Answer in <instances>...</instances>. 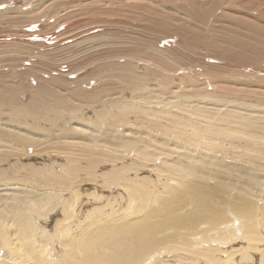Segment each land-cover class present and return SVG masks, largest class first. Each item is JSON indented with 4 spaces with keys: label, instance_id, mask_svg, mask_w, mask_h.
I'll return each mask as SVG.
<instances>
[{
    "label": "bare ground",
    "instance_id": "1",
    "mask_svg": "<svg viewBox=\"0 0 264 264\" xmlns=\"http://www.w3.org/2000/svg\"><path fill=\"white\" fill-rule=\"evenodd\" d=\"M102 1L75 0L90 8ZM141 1L133 0L131 8L148 26L145 29L168 33L171 16L158 12L159 19L145 17ZM207 1L182 3L196 22L222 25L210 34H223L208 37L202 26H179L180 42L172 33L167 36L177 41V47L170 48L174 64L153 56L146 48V38L126 36L143 45L121 52L139 59L136 63L158 69L139 72L136 63L129 62L132 67L126 69L123 92H130L139 105L124 96L110 98L115 93L111 81L122 73L116 69L107 79L92 72L98 76L93 80L97 82L94 90L84 88L87 83L80 78L77 88L66 79L54 78L49 88L41 90L42 99L32 98L25 110L18 96H11L14 107L5 123L8 127L0 129V164L5 155L14 154L17 161L23 146L35 145L38 134L48 135L53 129L59 132L55 146L67 159L57 168H26L17 163L13 169L0 168V187L14 193L0 197V264H248L245 261L254 252L256 262L264 264V180H260L264 175L258 176L264 165V156L259 154L264 152V117L244 115L257 112L246 104L248 100L264 97V70H260L264 67V0H214L211 5ZM1 3L8 7L0 4V14H16L10 21L14 24L35 22L39 15L34 10L19 13L17 7L10 9L18 0ZM245 3L248 9L241 7ZM30 26L28 31L36 33L37 25ZM58 27L65 30L59 36L68 33L67 26ZM201 50L208 53L193 59L191 53ZM105 53L109 63H115L112 56L119 51ZM196 58L211 69L210 77L194 72L187 76L185 63ZM181 64L184 69H177ZM252 67L258 70L256 75L250 74ZM151 78L153 88L148 83ZM157 86L162 89L156 93ZM62 88L80 102L103 103L97 116L100 122L105 120L106 129L95 120L84 124L77 119L84 110L57 94ZM122 88L120 84L115 89ZM3 90L0 104L7 103L9 89ZM65 115L76 123L67 131L60 123ZM38 118L51 129H43ZM20 122L30 129L22 131ZM80 132L83 139L66 140L67 135ZM233 171L252 175L238 174L240 180H233ZM212 180L215 187L210 189ZM228 180L256 191H243ZM231 187L238 199L233 208L223 210L224 203L214 198ZM187 205L189 212H179ZM229 213L239 223V232L229 227L227 219L221 223ZM235 243L240 247L229 251Z\"/></svg>",
    "mask_w": 264,
    "mask_h": 264
},
{
    "label": "rangeland",
    "instance_id": "2",
    "mask_svg": "<svg viewBox=\"0 0 264 264\" xmlns=\"http://www.w3.org/2000/svg\"><path fill=\"white\" fill-rule=\"evenodd\" d=\"M1 1L2 0H0V4L3 6V3H1ZM11 1L12 0H8L9 3H11ZM23 1L24 0H18V2L21 3L20 5H18L19 3L17 5L11 4L10 9H14L17 7V9H19V13L21 11L27 12L32 10L38 12L40 16L38 15L36 19L33 20L35 22L18 25L10 22L15 18L16 14L10 13L8 11H6V13L0 14V39H3L0 40V84L4 85L0 88V95L4 93L3 88L9 89V91L6 92L5 97L7 103L0 104V115H2L0 116V129L8 127L5 123L6 121H8V114H10L11 106L14 107L13 103H10L11 96H18V104L25 110L26 108H28L30 102L32 101V98L42 99V97L40 96L41 90L49 88L48 86H50V82L54 78H63L72 82L73 88H77L78 80L80 78V81H84L87 83L83 85L84 88H86L87 90H94L97 86V82L93 80H95V78H98V76L94 77V74L101 73L102 75H105L107 79L108 76L114 73L115 69L116 72L121 70L122 73L116 75L114 79L115 81H111V87L113 88V91H115V93L117 92L115 88H117L118 85L121 84L123 88L116 94L114 93L110 98L124 96L125 98H128V101H133L134 104L139 105L138 103H136V100L134 98L130 97V92H123V90H125L126 88V74H128L126 72V69L128 67H132L129 62L133 64V62L136 63L135 61H139V59L124 55L121 51L129 47H139L140 45H143V43H136L134 39L127 38V35H129L130 37L132 36V38H146L148 45L145 42L144 46L146 44L147 50L153 56H161L165 58L167 62L174 64L175 61L172 59L173 53H171L170 48L172 47L173 49L177 47V41L173 38L168 39L167 36H170V34L172 33V37H176L180 42V39H182L180 35L181 32L180 30H176V28H178L179 26H202L204 32L208 37L213 29L220 30L222 28V25L219 23H216L214 25H204L196 22L191 17V14L189 13L190 11H187L189 9L188 6L182 3L183 0H143V2H139L142 3V5L146 9V11H143L145 17L153 19L157 17L159 19V17L156 15V13L158 12L159 15L162 16H166V14L171 16L169 20L171 25L169 26L168 33H164L160 30L149 31L145 29V27L148 26L145 25V23H141L139 21L140 19L136 18L135 12L132 11L133 8H131V5L132 3H134L133 0H103L102 2H100V6L94 8L76 3L75 0H35V2L32 3L29 2L30 0H26V3H24ZM213 1L214 0H208L207 2H209V5H211ZM6 6L8 7V5H5L3 7L6 9ZM241 7L248 9L250 6L245 3ZM95 8L98 9V11L94 10V13L92 9ZM63 10L65 13H63ZM135 11L140 10L135 9ZM140 12L142 14V11ZM112 22H114L113 25ZM123 23L127 24L124 25ZM30 25H37L39 31L37 30L36 33L28 31L26 27H31ZM59 25H65V27L67 26L68 33L63 36H59L65 31L63 28H59ZM21 27H24L23 30L21 29ZM130 27H132L133 29H131ZM174 31L176 32L175 35ZM217 34H223V32L214 31L210 35L215 36ZM37 36L41 38L48 37L47 39L49 40H44L43 42H39V40H33V38H37ZM30 37H32V40ZM34 41H36L37 43H34ZM29 42H32L37 46H34ZM109 49L119 51V53L112 56L116 58L115 60L112 58L115 63H109V58L105 55V52ZM205 53L208 52L204 50L196 51L192 52L191 56L193 59H195L196 56ZM198 62L199 60L198 58H196L195 62L185 63V66H187L185 70L187 76L194 72L200 74L201 76L210 77L211 69L200 65ZM134 65L137 66L139 72L148 73L149 71H152V69L158 70L152 64L144 66L137 62ZM13 68L16 69L13 70ZM79 68L83 69L79 70ZM177 69H184V67L181 64L177 66ZM30 70H34V72H31ZM251 70L253 72H251L250 74L258 73V70L253 67ZM260 70H264V67L260 68ZM10 72L13 73L11 74ZM92 72L95 73L91 74ZM88 73L90 74L88 75ZM142 77L144 78L143 75ZM74 78L75 80H72ZM148 83H150V88L154 87L151 85L152 78L148 80ZM159 88L161 87H155L154 91L157 93ZM261 89L264 92V88ZM67 92L68 91L66 88H62V93H56L64 99H67L69 104L76 107H81V109L84 110L83 115L81 114L82 117L79 116L77 119H82L81 121H83L84 124L87 123V121L91 120V122H93L95 120L94 123H96L97 126L100 125L103 126L104 129H106V126H104L106 125V122H104L105 120H102V122H100V118L97 116L99 108L103 107V103L80 102L71 96L69 97ZM259 96L260 95H258V97ZM1 101L3 100H0V102ZM246 104L249 105V107H252L253 110L257 112L252 114L244 113V115H252L256 118L264 117V97L261 99L253 97V99L248 100ZM152 105L154 109H157V104L153 103ZM63 113L66 114L65 111H63ZM64 118L65 119L60 122L61 127L64 131L70 130V128L74 126V124H76L75 118H71L68 115H65ZM36 120L38 122H41V126H43V129H51V126L47 121L41 118H38ZM142 121H144V119ZM148 123L150 122L148 121ZM148 123L147 126L149 125ZM20 126L22 131H27L30 129V127L26 126L22 122H20ZM58 133V131H54L53 129L50 130L48 135H46L45 133L38 134V140L36 142H33L35 145L29 146L28 148L27 146H23L21 148V150H23L22 155L18 154L17 161H15L16 157L14 156V154L11 156L5 155V158L3 159L4 161L0 164V168L13 169L11 166L14 165V163L20 164L19 166L21 167L25 166L26 168H30L33 166H35V169H42L46 166L57 168L59 165L66 163V155L63 154L59 146L58 148L57 146H55ZM126 133L127 132H125L124 135H126ZM82 135H84V133L81 134V132L80 135H67L66 140H70V137H77L78 139L70 140L77 142L79 141V139H83ZM85 135H87L88 137L89 132H87ZM26 148L29 150L25 152ZM2 149L3 148H0V152ZM259 154L264 156V152L260 151ZM239 155L243 158L246 156L245 153H240ZM228 162L230 163L232 162V160H228ZM235 162L237 163L238 161ZM103 169L105 168L103 167ZM105 170H107V168ZM12 171L13 170H11L10 173ZM258 171V176H263L264 165H262V167ZM23 173L29 172H26L25 170ZM248 173L250 172L248 171L243 173V171H233V173H230V177L233 180H240L242 176H244V178L246 176H250ZM21 174L22 172H19L20 176ZM238 174L241 175L240 178L237 176ZM250 174L252 175V173ZM260 180H264V178H260ZM228 181H230L229 185L238 183L236 187L239 188L240 186V189H243V191L252 189L246 184H240L236 181L232 182L231 180ZM33 184L37 185L35 182ZM212 187H215L213 180L211 181L210 189H213ZM4 188L0 187V197H6L9 193L14 194L10 190H3ZM236 192L237 191L233 187H231L228 193H225L223 191L219 192L218 197L214 198V200L217 201L218 204L224 203L223 210L228 206L233 208L235 202L238 199V195H235ZM189 208L190 207L187 205L179 212L184 211L185 215V213L189 212ZM234 210L236 211V209ZM228 216L229 218H227L225 214L222 217L223 220L221 223H223L225 219H227V221L229 222V227H231L232 230L239 232V223L230 213L228 214ZM239 247L240 243H235L231 245L228 250L232 251V249ZM257 258L258 255L256 252H254L251 256V260L245 261V263L258 264L256 262Z\"/></svg>",
    "mask_w": 264,
    "mask_h": 264
}]
</instances>
